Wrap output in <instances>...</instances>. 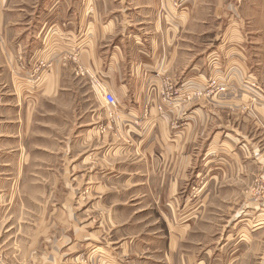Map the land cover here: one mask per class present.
Masks as SVG:
<instances>
[{"label": "crops", "instance_id": "obj_1", "mask_svg": "<svg viewBox=\"0 0 264 264\" xmlns=\"http://www.w3.org/2000/svg\"><path fill=\"white\" fill-rule=\"evenodd\" d=\"M38 60L45 62L39 80L14 74L21 63ZM212 80L225 91L210 90ZM97 83L116 106L105 102ZM40 102L59 105L64 148L95 162L89 179L95 264H209V239L196 245V255L185 250L192 249L191 220L203 222L202 214L180 224L166 219L145 237L132 228L150 208L163 217L173 200L192 198L184 187L209 171L204 141L211 132L223 136L228 159L218 169L234 184L242 179L237 141L250 147L254 167L261 160L264 0H0V139L15 136ZM235 186L231 229L239 244L264 231V217L253 193ZM242 200L245 209L236 203ZM124 228L132 239L111 238ZM231 236L217 264H242L236 243L225 256Z\"/></svg>", "mask_w": 264, "mask_h": 264}, {"label": "rangeland", "instance_id": "obj_2", "mask_svg": "<svg viewBox=\"0 0 264 264\" xmlns=\"http://www.w3.org/2000/svg\"><path fill=\"white\" fill-rule=\"evenodd\" d=\"M33 64L21 63L20 72L14 74L39 80L45 71V62L38 60ZM58 108L57 104L40 102L35 114L28 115L26 112L15 136H12L15 131H12L10 138L0 139V264H95L90 255L95 240L90 241V235L97 224L93 219L95 216L90 215L89 179L97 169L95 162L89 159V153L78 156L79 153L64 148L66 140L58 135ZM259 125L264 131V124L259 121ZM66 130L73 132L72 128ZM72 135L65 137L73 139ZM216 136L211 132L210 142L204 141L206 145L209 143L210 148L209 171L200 178H196L195 174L191 184L186 183L184 187L187 192H192V198L173 200L174 209L165 207L163 217L150 208L139 229H132L145 237L153 225H164L166 219L171 224H180L184 219L186 221L188 214L198 217L202 214L203 222L201 218L191 220L193 233L188 240L192 249L185 250L196 255L201 250L195 248L196 245L203 238L209 239V264H217V255L231 231L232 240L224 250L227 259L234 253L232 244L236 243L239 246L236 255L242 256V264H264V231H259L255 240L238 244L234 231L237 229H231L234 209L231 194L235 184L239 193H253V202L259 205L258 216L264 217V151L259 152L261 160L254 167L249 158L250 147L244 146V141H237L242 148V179H235L234 184L228 171L218 169L223 167L221 161L228 156L224 158L226 152L221 150L223 136ZM214 138L216 141H211ZM258 141L264 144V136H259ZM249 177L253 179L246 183ZM183 192L182 196L186 194ZM168 203L169 200H166L163 204L167 206ZM236 203H240L242 209L247 207L244 200ZM244 216L242 214L243 219ZM243 219L242 224H245ZM124 231L125 228L117 234L113 233L111 238L119 240L124 236L122 239H132V231ZM136 239L143 242L151 240L150 237L141 239L140 236ZM200 257L197 260H201ZM195 264H202V261Z\"/></svg>", "mask_w": 264, "mask_h": 264}, {"label": "built area", "instance_id": "obj_3", "mask_svg": "<svg viewBox=\"0 0 264 264\" xmlns=\"http://www.w3.org/2000/svg\"><path fill=\"white\" fill-rule=\"evenodd\" d=\"M97 85H98L99 91L101 92V94L103 95V97L105 99V102L111 107L116 106L117 103H116L115 97L111 93H109L104 87L100 86L98 83H97ZM210 87H211L210 90L217 88L219 91H222V92L225 91L224 87H220V88L217 87L216 81L211 82ZM171 90H172V88L170 87L169 91H171Z\"/></svg>", "mask_w": 264, "mask_h": 264}]
</instances>
